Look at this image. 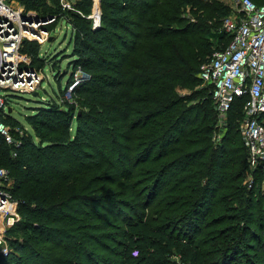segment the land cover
<instances>
[{"label":"trees","instance_id":"obj_1","mask_svg":"<svg viewBox=\"0 0 264 264\" xmlns=\"http://www.w3.org/2000/svg\"><path fill=\"white\" fill-rule=\"evenodd\" d=\"M21 1L63 13L59 0ZM75 4L74 64L88 74L77 103L40 107L20 147L0 136L24 219L0 264H264V209L245 183L239 126L247 97L217 140L212 85L199 76L231 39V0H101L97 28L92 0ZM22 50L41 60L37 42Z\"/></svg>","mask_w":264,"mask_h":264},{"label":"built area","instance_id":"obj_2","mask_svg":"<svg viewBox=\"0 0 264 264\" xmlns=\"http://www.w3.org/2000/svg\"><path fill=\"white\" fill-rule=\"evenodd\" d=\"M74 2L61 0V15H43L36 9L27 8L20 0H0V136L11 145L20 147L21 140L13 135L4 121L9 114L5 93H35L44 78L32 56L22 50L25 42L43 44L51 40L53 26L67 17L70 10H75ZM92 2L87 17L92 20V27L97 28L101 24V0ZM231 6L232 13L222 22V31L231 39L201 65L199 76L203 84L212 85L211 94L219 118H223L220 119L222 124H225L235 99L247 97L240 133L248 151L249 164L254 171L261 168L264 172V0L261 3L231 0ZM81 79V75L74 74L61 89L62 101L74 100V90ZM12 183L9 170L0 166V244L5 237L3 224L12 225L19 207V200L10 190ZM175 259L178 264H190L179 256Z\"/></svg>","mask_w":264,"mask_h":264},{"label":"rangeland","instance_id":"obj_3","mask_svg":"<svg viewBox=\"0 0 264 264\" xmlns=\"http://www.w3.org/2000/svg\"><path fill=\"white\" fill-rule=\"evenodd\" d=\"M58 3L61 6V0H59ZM74 8L75 10H70V12H81L77 9L75 2ZM69 21L70 19L68 16L61 18V20L57 22V25L53 26L55 30H53L51 33V40H47L43 44L38 43L39 59L41 60H36L34 65L42 71L44 78L37 90V94L34 92L18 91H7L5 93L8 95L7 111L9 108H11L9 115L13 118H7L5 122L12 130L15 137H19L26 132L34 133V129L31 124V118H40L41 112L39 111V108L47 105L49 102H54L53 98H58L57 105L60 108L64 109L66 107V101H62L58 95L60 93V88L64 89L69 79L73 78L74 74L79 76L81 75V80L87 78L88 76V74L83 71L79 64H77V66L74 64V60L77 59V55L74 53V27ZM27 51L24 52L27 53ZM84 54H87V51H85ZM76 99L77 93L74 92V100L71 103H77ZM79 111L80 105L76 107L75 116L72 120L71 132L73 134L75 133L76 125L78 124L76 115ZM220 119L223 118H219L218 115L216 126H218L219 135L217 136V140L219 139L220 134L224 131L225 125L224 122L223 124L220 122ZM242 121L240 122V127ZM38 140L39 139L36 138L37 142ZM256 178L257 172L254 171L250 165L248 173L245 177V183L254 192H252L251 196L254 197L255 209L258 206H262L264 209V175L262 178L260 177L258 182ZM23 220L24 219L18 209L12 225L3 224L5 237L3 243L0 244V253H5L6 250V253H8L11 249L13 250L10 245L9 238H19L22 236L23 233L20 231L19 226L21 223H23Z\"/></svg>","mask_w":264,"mask_h":264},{"label":"water","instance_id":"obj_4","mask_svg":"<svg viewBox=\"0 0 264 264\" xmlns=\"http://www.w3.org/2000/svg\"><path fill=\"white\" fill-rule=\"evenodd\" d=\"M35 94H37V92H35ZM11 111V108H9V112Z\"/></svg>","mask_w":264,"mask_h":264}]
</instances>
